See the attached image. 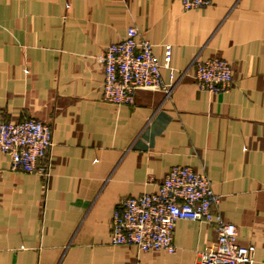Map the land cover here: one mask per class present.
<instances>
[{"label": "crops", "instance_id": "1", "mask_svg": "<svg viewBox=\"0 0 264 264\" xmlns=\"http://www.w3.org/2000/svg\"><path fill=\"white\" fill-rule=\"evenodd\" d=\"M130 27L160 63L171 46L175 83L116 106L102 101L99 58ZM211 58L231 67L225 92L193 79ZM28 119L52 129L48 177L0 153V264H194L216 243L211 224L177 221L173 254L110 245L114 208L175 166L210 181L213 213L264 264V0L192 12L178 0H0V122Z\"/></svg>", "mask_w": 264, "mask_h": 264}, {"label": "built area", "instance_id": "2", "mask_svg": "<svg viewBox=\"0 0 264 264\" xmlns=\"http://www.w3.org/2000/svg\"><path fill=\"white\" fill-rule=\"evenodd\" d=\"M178 2L185 12L212 4V0ZM171 55V46L165 45L160 63L153 45L141 39L135 28H128L124 39L109 45L99 58L104 75L102 101L130 105L137 90H156L168 97L175 83ZM161 69L168 71V83L163 82ZM193 79L209 93L225 92L233 81L229 63L220 58L195 62ZM52 146V129L39 120L0 122V153L8 156L13 171L48 177L46 157ZM217 202L205 176L188 166L172 167L156 191L122 199L114 208L110 245L173 254L176 222H202L214 226L217 238L213 246L197 254L194 264H253L254 248L239 245L235 226L213 213Z\"/></svg>", "mask_w": 264, "mask_h": 264}]
</instances>
